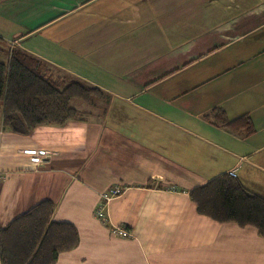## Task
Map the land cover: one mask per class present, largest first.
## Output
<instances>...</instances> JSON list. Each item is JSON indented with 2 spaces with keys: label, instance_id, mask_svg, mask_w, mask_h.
Instances as JSON below:
<instances>
[{
  "label": "crops",
  "instance_id": "obj_1",
  "mask_svg": "<svg viewBox=\"0 0 264 264\" xmlns=\"http://www.w3.org/2000/svg\"><path fill=\"white\" fill-rule=\"evenodd\" d=\"M0 40L112 95L104 115L0 128V227L52 199L81 237L55 264H264L256 226L190 196L230 172L264 197V0H0Z\"/></svg>",
  "mask_w": 264,
  "mask_h": 264
},
{
  "label": "trees",
  "instance_id": "obj_2",
  "mask_svg": "<svg viewBox=\"0 0 264 264\" xmlns=\"http://www.w3.org/2000/svg\"><path fill=\"white\" fill-rule=\"evenodd\" d=\"M4 51L0 48V54ZM6 51L0 57V128L29 134L39 125L85 120L94 114L89 107L107 113L112 98L107 90L22 46H6ZM212 113L217 123L233 131L247 135L255 131L248 114L229 119L221 107ZM190 196L199 213L219 222L254 225L264 236V197L247 189L234 173L215 176L190 190ZM55 206L52 199L41 200L0 227L2 264H55L62 252L78 247V227L72 221L54 219Z\"/></svg>",
  "mask_w": 264,
  "mask_h": 264
},
{
  "label": "built area",
  "instance_id": "obj_3",
  "mask_svg": "<svg viewBox=\"0 0 264 264\" xmlns=\"http://www.w3.org/2000/svg\"><path fill=\"white\" fill-rule=\"evenodd\" d=\"M3 179V174L2 172L0 171V182L1 180ZM121 186L119 185H116L114 187H112L109 192H106L103 194V197L109 201L112 196H115L117 194H119L121 192ZM104 208H105V205H101L99 206V208H97V211H96V214L98 217H103L104 216ZM112 233L113 234H117V235H121V236H128L131 234V232L129 231V229L125 228V227H122V226H115L112 228Z\"/></svg>",
  "mask_w": 264,
  "mask_h": 264
},
{
  "label": "rangeland",
  "instance_id": "obj_4",
  "mask_svg": "<svg viewBox=\"0 0 264 264\" xmlns=\"http://www.w3.org/2000/svg\"><path fill=\"white\" fill-rule=\"evenodd\" d=\"M9 44V42L8 41H4V40H0V48L1 49H4L5 51H6V46ZM4 51V52H5ZM4 52H2L1 54H0V57H4ZM7 52V51H6ZM55 73L58 75V76H61V77H67V75L65 74V73H63L62 71H60V70H55ZM68 78V77H67ZM0 104H1V102H0ZM104 105H105V103H101V106L102 107H104ZM89 110H91L94 114L93 115H96V114H99V115H101L102 113H103V109L102 108H92V107H89L88 108Z\"/></svg>",
  "mask_w": 264,
  "mask_h": 264
}]
</instances>
